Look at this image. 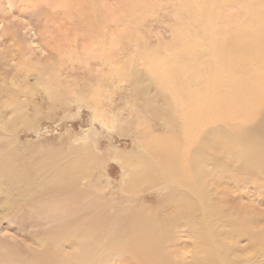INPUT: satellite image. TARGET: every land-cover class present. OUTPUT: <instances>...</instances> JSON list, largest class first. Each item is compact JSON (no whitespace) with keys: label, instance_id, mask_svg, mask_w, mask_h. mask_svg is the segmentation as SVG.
I'll use <instances>...</instances> for the list:
<instances>
[{"label":"rangeland","instance_id":"obj_1","mask_svg":"<svg viewBox=\"0 0 264 264\" xmlns=\"http://www.w3.org/2000/svg\"><path fill=\"white\" fill-rule=\"evenodd\" d=\"M204 1L0 0V264H9L5 262V245L28 256L31 252L44 253L41 238L55 233L51 228L58 212L55 206H29L31 194L71 161L75 148L90 146L89 156L95 158L89 164L91 175L76 181L79 191H92L119 208L130 206L140 213L155 212L163 204L169 194V177L161 174L151 183L134 182L130 171L136 173L140 165L132 157L150 156L147 146L151 137L169 141L176 134L183 140L179 132L183 109L158 81L164 79L168 60L179 71L180 80L211 76L219 61L202 42L206 59L202 61L206 62H200L198 50L181 46L177 57L171 59L182 36L184 16L193 23L183 11H201ZM262 2L256 11H263ZM214 5L216 11L224 13L212 23L217 30L212 31L215 42L220 33L227 32L226 16L242 24L245 32L252 27L244 12L249 10L240 0H214ZM250 36L240 38L250 47L264 45ZM256 53L253 50L244 69H236L235 76L230 77L249 80L256 76L264 64V53ZM222 66L227 65L221 63L220 71ZM229 80L226 77L224 82ZM198 87L189 84L187 91L194 95ZM169 105L173 119L166 115ZM212 131L224 136L231 129L222 120L200 128V137L209 140ZM192 149L199 153L198 170L205 185L201 183L200 197L183 186L191 204L188 211L201 218L198 226L212 228L216 239L225 240L230 264H264V250L252 247L248 239L264 230L263 169L239 149L231 152L228 161L224 160V149L200 151L199 143ZM225 216L252 224L254 233L240 239L222 235ZM182 232L177 227L166 230L163 250L168 264H198L193 256L199 229ZM127 240V235L121 237L122 242ZM60 243L66 247L56 248H67L70 253L65 237ZM205 250L198 253L200 264H210ZM112 253L106 263H128L118 259L120 253ZM112 256L117 259L111 261ZM128 256L131 264H138L135 256Z\"/></svg>","mask_w":264,"mask_h":264},{"label":"bare ground","instance_id":"obj_2","mask_svg":"<svg viewBox=\"0 0 264 264\" xmlns=\"http://www.w3.org/2000/svg\"><path fill=\"white\" fill-rule=\"evenodd\" d=\"M204 2L201 11H183L192 18L193 23L184 16L180 25L182 36L177 45L178 48L172 51L171 59L177 57V49L181 46L198 50L200 62H206L202 61L206 60L203 57L202 42L207 49L216 54L219 61L211 69V76L203 79L195 75L186 77V81L180 80L181 78L177 75L179 71L172 68L168 60L164 67V79L161 78L158 81L165 91L174 96L175 105L183 109L181 130H179L183 140H181L182 136L176 134L171 135L169 141L151 137L148 139L150 147L147 146L150 156L132 157V161L140 165L136 173L130 171L134 182L151 183L150 180H159L161 174L169 177L167 187L169 194L164 196L163 204L155 212L142 210L140 213L133 211L130 206L119 208L115 202L97 196L92 191L86 193L79 191L76 188V181L78 178L91 175L89 164L94 163L95 158L89 156L90 146L75 148L71 161L42 188L31 194L33 200L29 206L38 205L42 207L41 209L44 207L40 204L55 206L58 212L51 228V231L55 233L41 238L44 241L41 243L45 249L44 253L35 255L31 252L28 256L24 253L25 251L5 245V262L9 261V264H109L106 263L107 259L113 254L112 252H117L120 253L118 259L127 260V264L132 263L128 254L135 256L138 264H168L163 250V241L166 230L169 227H177L182 228L183 232L199 229L194 237V262L200 264L198 253L206 247L204 252L208 254L210 264H230V248L224 244L225 240L216 239L215 236L218 235L212 228L198 226L201 218L196 212L188 211L191 204L183 192V186L199 197L202 195L201 183L205 185V182L199 175V153L192 149L196 143H199L200 151L209 152L211 148L219 151L224 149L222 153L225 154V161L229 160L231 152L239 149L255 163L256 167H261L264 171V64L260 72L249 80L230 77V75L235 76L236 69L244 67L253 50H257L256 54L264 53V45L257 44V47H253L250 44V47L240 38L243 34L249 37L250 33L257 30V33L250 37L258 43H264V7L263 11H256L257 4L259 2H261L260 6L263 4L262 0H240V3L249 10L244 12L250 17L247 24L252 27L245 32L242 24L233 23L232 19L226 16L224 23L228 25L225 30L227 32L218 35L217 43L213 37L215 34L212 33L216 28H213L212 23L224 13L215 10L214 0ZM221 63L227 65L221 67L222 71H220ZM226 77L230 78L228 83L224 82ZM189 84L199 85L196 94L193 95L187 91ZM169 107L170 105L166 115L170 117ZM170 118L173 119V116ZM222 120L229 123L230 132H226L223 136L219 131H212L208 134L209 140L200 137V128L221 123ZM23 123L29 125L25 120ZM247 126L252 127L246 128ZM214 160L209 159L211 162ZM205 163L206 159L202 160V164L205 165ZM221 182L222 178L218 183L221 184ZM221 187H224V184ZM52 192L53 195H51ZM37 196L40 198L36 199ZM218 205L222 206L223 202L219 201ZM230 206L228 207L232 209ZM237 207L238 205H235V208ZM246 213L249 214L247 210ZM216 219L219 220L220 216ZM224 221L226 226L221 230L224 236L229 235V237L240 239L254 233L250 223L226 216ZM123 235L128 236L126 242L121 241ZM103 236L107 238H102ZM186 236L188 237V234ZM63 237L67 240L70 253L66 252L67 248H56L66 247L65 244L60 243ZM248 239L252 247L260 251L264 250V230L259 234L248 236ZM0 250H3L2 245ZM125 250L127 253H124ZM116 259V256L111 257V261Z\"/></svg>","mask_w":264,"mask_h":264}]
</instances>
